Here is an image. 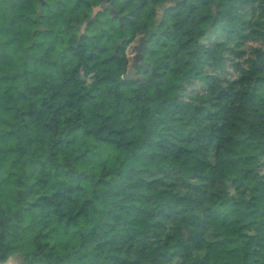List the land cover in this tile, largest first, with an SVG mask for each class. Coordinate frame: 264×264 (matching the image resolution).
Returning a JSON list of instances; mask_svg holds the SVG:
<instances>
[{
	"label": "trees",
	"instance_id": "trees-1",
	"mask_svg": "<svg viewBox=\"0 0 264 264\" xmlns=\"http://www.w3.org/2000/svg\"><path fill=\"white\" fill-rule=\"evenodd\" d=\"M106 3L0 0V262L264 264V0Z\"/></svg>",
	"mask_w": 264,
	"mask_h": 264
},
{
	"label": "rangeland",
	"instance_id": "rangeland-1",
	"mask_svg": "<svg viewBox=\"0 0 264 264\" xmlns=\"http://www.w3.org/2000/svg\"><path fill=\"white\" fill-rule=\"evenodd\" d=\"M221 38H222V35L216 36L215 32H212L211 34H209V37H206L205 40L212 42V41H215V40H220ZM138 43L139 42L135 43V45L133 46V50H134L133 53L130 50V55L133 58H134V55L136 54L135 46L138 45ZM131 67H133V66L131 65L127 71H129ZM133 73L136 74V69H135V71ZM240 75H241V71H235V72H233L230 75V77L233 78V79H235V80H238V84L240 86H249L250 85V82L247 79L242 78ZM133 79L134 78L129 79V80H133ZM231 248L232 247H230V249ZM230 249H228V250H230ZM237 252H238L237 250H233V251L231 250V251L223 252V254H222L221 257H215V258H213V260L211 259L207 263L208 264H231L236 259ZM10 260H12L13 262L12 263H8L7 262L8 264H17L20 261V257H17V256L11 257Z\"/></svg>",
	"mask_w": 264,
	"mask_h": 264
},
{
	"label": "water",
	"instance_id": "water-1",
	"mask_svg": "<svg viewBox=\"0 0 264 264\" xmlns=\"http://www.w3.org/2000/svg\"><path fill=\"white\" fill-rule=\"evenodd\" d=\"M144 45H145V38L144 36L140 37L139 39V43L138 45L135 46V49H136V54L134 55V64H137L138 61L141 59L142 57V52H143V49H144ZM135 71V68L134 67H131L129 71H127L125 74H124V78L126 80H129V79H132V78H135V74L133 73ZM10 259V258H9ZM8 259V260H9Z\"/></svg>",
	"mask_w": 264,
	"mask_h": 264
},
{
	"label": "flooded vegetation",
	"instance_id": "flooded-vegetation-1",
	"mask_svg": "<svg viewBox=\"0 0 264 264\" xmlns=\"http://www.w3.org/2000/svg\"><path fill=\"white\" fill-rule=\"evenodd\" d=\"M107 1V3L105 4V5H103V8H105L106 6H108L109 5V3L112 1V0H106ZM110 11L111 12H113L115 15H118V16H120L119 15V13L117 12V11H115L112 7H110ZM13 257H15V256H13ZM11 259V258H10ZM7 260L6 262H0V264H8V263H12L13 261L12 260ZM8 262V263H7Z\"/></svg>",
	"mask_w": 264,
	"mask_h": 264
}]
</instances>
